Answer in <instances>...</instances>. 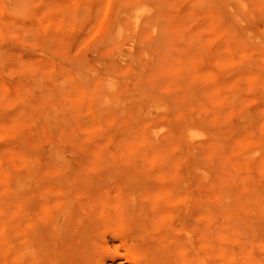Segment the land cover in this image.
<instances>
[{
    "label": "rangeland",
    "instance_id": "rangeland-1",
    "mask_svg": "<svg viewBox=\"0 0 264 264\" xmlns=\"http://www.w3.org/2000/svg\"><path fill=\"white\" fill-rule=\"evenodd\" d=\"M263 5L0 0V264H264Z\"/></svg>",
    "mask_w": 264,
    "mask_h": 264
},
{
    "label": "bare ground",
    "instance_id": "bare-ground-1",
    "mask_svg": "<svg viewBox=\"0 0 264 264\" xmlns=\"http://www.w3.org/2000/svg\"><path fill=\"white\" fill-rule=\"evenodd\" d=\"M263 6H264V5H263ZM47 29H48V28H47ZM48 30H49V29H48ZM49 32H50V30H49ZM48 35H49V34H48ZM51 37H52V36H51ZM51 37L49 36V38H51ZM52 38H53V37H52ZM52 38H51V39H52ZM32 196H33V195H32ZM32 196L29 197V198H30V199H29V202H30V201H33V202H34V200H32L34 197L32 198ZM26 199H27V198H26ZM26 201L28 202V200H26ZM29 202H28V203H29ZM33 202H32V203H33ZM25 203H26V202H25ZM34 203H36V202H34ZM34 203H33L31 209H30L31 206H28V205H31L30 203H29V204H25V207H26V206L29 207L28 209L26 208V209H27L26 212H28V211L30 210L28 213H31V210H32L33 207L35 206ZM29 215H30V214H29ZM64 235H66V234L64 233ZM84 235H85V234H84ZM177 240H179V239H177ZM177 240H176V241H177ZM178 242H180V240L177 241L176 243H178ZM155 243H156V242H155ZM155 243H154V244H155ZM180 243H181V242H180ZM147 244H149V243H146V245H147ZM154 244H152V246H153ZM144 245H145V244H144ZM159 245H160V244H159ZM85 246L88 247L87 244H86ZM85 246H84V247H85ZM152 246L150 245L149 247H147V249H151ZM86 247H85V249H87ZM150 247H151V248H150ZM154 247H156L155 249H157V250H155ZM147 249H146V252H145L144 249H143V251L145 252V255H146V256H149L150 253H153V255L150 254V256L148 257V258H150L149 260H151L152 263L154 262V260L156 261V260L164 259V258H165V254L162 253L163 251L161 252V246H160V249H159V247L157 248L156 245L153 246L152 250H149L150 252L147 251ZM153 249H154V250H153ZM155 251H156V252H155ZM85 252H86V251H84L83 253H85ZM147 252H148L149 254H148ZM159 252L162 253V256H163V254H164V256H163L164 258H163L162 256H160L161 253H160V255H159ZM165 252H166V251H165ZM156 253H158V254H156ZM82 255H83V254H82ZM155 255H157V257H156ZM83 257H86V258L89 257L88 259H86L87 261H90V260H91V259H90V256L88 255V252H86L85 255L81 256V258L84 259V261H86L85 258H83ZM152 257H153L154 259H152ZM155 257H156V258H155ZM158 257H160V258L158 259ZM79 258H80V257H79ZM81 258H80V259H81ZM82 259H81V261H82ZM89 259H90V260H89ZM152 260H153V261H152ZM87 261H86V262H82V263H83V264H84V263H85V264H88ZM82 263H79V264H82ZM156 263H157V264H158V263L163 264L164 262H156ZM156 263H153V264H156Z\"/></svg>",
    "mask_w": 264,
    "mask_h": 264
}]
</instances>
